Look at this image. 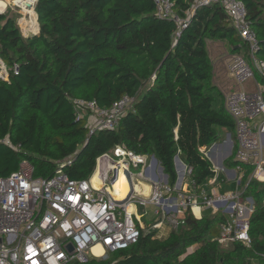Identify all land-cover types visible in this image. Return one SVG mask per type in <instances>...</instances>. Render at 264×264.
Wrapping results in <instances>:
<instances>
[{"label":"trees","instance_id":"obj_1","mask_svg":"<svg viewBox=\"0 0 264 264\" xmlns=\"http://www.w3.org/2000/svg\"><path fill=\"white\" fill-rule=\"evenodd\" d=\"M243 1L264 60V0ZM174 2L181 17L191 13L178 37L176 21L158 16L154 0H37L29 36L20 18L0 13V55L20 65L9 82L0 80V175L26 159L34 176L50 177L71 157L65 171L87 177L97 157L118 145L155 155L171 184L177 154L193 167L197 187L215 175L205 151L228 133L235 139V120L213 80L207 40L229 41L233 54L247 45L220 3ZM124 95L135 99L119 125L89 136L79 100L109 107ZM251 170L242 179L244 196L255 202L250 246L218 242L224 214L197 217L188 209L166 236L141 228L136 243L87 264H264V182L250 179Z\"/></svg>","mask_w":264,"mask_h":264},{"label":"built area","instance_id":"obj_2","mask_svg":"<svg viewBox=\"0 0 264 264\" xmlns=\"http://www.w3.org/2000/svg\"><path fill=\"white\" fill-rule=\"evenodd\" d=\"M154 1L158 16L176 21L178 37L191 13L181 17L174 0ZM213 2L224 7L247 45L246 51L232 54L230 75L237 85L253 83L251 88L224 93V105L235 120L231 149L236 165L230 168L214 162L215 175L197 187L193 167L184 163L179 154L175 184L169 183L151 156L122 145L99 155L93 173L82 178L65 171L73 161L71 157L60 161L50 177L34 176L33 165L24 159L17 170L0 175V264H87L106 259L109 253L139 240L145 212L139 213L138 206L148 203L155 206L157 216L150 231L167 226L178 229L185 222V211L190 209L198 217L203 215L204 207H210L208 214L225 215L219 243L226 246L240 241L251 245L250 219L255 202L244 196L242 179L246 168L251 167L249 178L264 182V60L258 56V35L247 19L244 1L197 0L196 5ZM35 3L36 0L19 7L10 2L0 13L13 5L24 14L27 8L34 9ZM19 68L18 62L9 64L0 55V80L9 82ZM134 99L124 95L109 107L98 105L96 100H79L93 118L88 135L98 129L116 128ZM212 146L205 154L209 149L211 152ZM209 156L212 158L211 153ZM120 172L128 181V191L122 197L116 194L114 183ZM230 172L234 173L233 179ZM94 177L99 185L94 184ZM232 180L237 182L236 189L217 190ZM144 184L150 186L148 193L144 192ZM261 201L264 205V195ZM96 246H100L98 251Z\"/></svg>","mask_w":264,"mask_h":264},{"label":"rangeland","instance_id":"obj_3","mask_svg":"<svg viewBox=\"0 0 264 264\" xmlns=\"http://www.w3.org/2000/svg\"><path fill=\"white\" fill-rule=\"evenodd\" d=\"M10 2H11V0H10ZM8 3L9 2L6 3V6L8 5ZM13 5H12V7L9 6L7 9H5V11L3 13H5L8 16L17 17V19L20 18L18 20V24H19L21 32L24 36H29L32 33H34L37 29V19H36L35 9H33V8L32 9H26L24 11V14H23V13L19 12V8L15 7ZM0 9H1V6H0ZM26 18H29L31 21L28 28H25L23 25V22ZM30 29H32V30L30 31ZM207 48H208L210 56L213 59V64H214L215 76H214L213 80L216 84H219V87L221 89H223V92L224 91L227 92L229 90L243 89V88H246L249 85H251V83H248V84L243 85V86L237 85V83L231 77L228 64H229L230 58H231L233 53L230 50L231 49V43L229 41L208 39L207 40ZM78 111L80 113H83L82 110H80V108H78ZM84 116H85V119H84L85 124L90 125L93 122V118L91 117V115L88 112L86 113V115L84 113ZM231 138H232V136H231ZM209 153H210V149L207 151L206 156L209 158L211 163L215 166L214 161H212L210 156H209ZM222 165L225 166V162H223ZM158 167H159V165H158ZM133 169L136 170V168H133ZM229 187L231 189H236L237 182L232 180ZM219 190H221V189L219 188ZM154 208H155V206L152 203H148L147 205L138 206L139 213L145 212V216L142 217V225L145 228V230H147V231H150L151 228H149V227L155 221V219L157 217L154 213ZM210 211H211L210 207H204L202 210V214L206 215ZM157 231H158L157 232L158 236H160V237H164L166 234L165 229H158ZM192 247H195V245L193 244L189 248H192ZM254 264H259V263L255 262Z\"/></svg>","mask_w":264,"mask_h":264},{"label":"crops","instance_id":"obj_4","mask_svg":"<svg viewBox=\"0 0 264 264\" xmlns=\"http://www.w3.org/2000/svg\"><path fill=\"white\" fill-rule=\"evenodd\" d=\"M214 76H215V71H214ZM218 86H219V84H217ZM253 86V83H251V85H249L248 87H252ZM222 91H223V89H222ZM225 92V91H224ZM231 134V133H230ZM227 136H228V134H227ZM232 144H230L229 142H228V140H227V137L223 140V141H220V142H216L213 146H212V150H211V156H212V158H211V160L212 161H214V162H216L217 164H219V165H221V164H223V162H225V166H227V167H230V168H233L234 166H228V165H226V161H227V159L230 157V156H233V153H232ZM152 157V156H151ZM177 170V169H176ZM164 171V170H163ZM166 174V173H165ZM168 175V174H167ZM230 175H231V177H232V179H233V175H234V173L233 172H230ZM233 181H235V180H233ZM232 181H230V182H225L224 184H223V186H221V187H218L217 188V190L218 191H225V190H229V189H231L229 186H230V183H231ZM219 188L221 189V190H219ZM197 214H199V212L197 213ZM202 216V215H201ZM201 216H198V217H201ZM163 229H165L166 230V234H165V236L172 230V229H170V227H163ZM158 229H156V231H157ZM158 232V231H157ZM157 235H158V233H157ZM193 248L194 247H192V248H188V251H193Z\"/></svg>","mask_w":264,"mask_h":264},{"label":"bare ground","instance_id":"obj_5","mask_svg":"<svg viewBox=\"0 0 264 264\" xmlns=\"http://www.w3.org/2000/svg\"><path fill=\"white\" fill-rule=\"evenodd\" d=\"M9 2L10 3V0H0V6L1 8H5L6 7V3ZM11 2L14 4V5H17L19 7H24L26 5V3H31V2H34V0H11ZM8 3V4H9ZM3 5V6H2ZM27 9H32V8H27ZM31 21L29 18H26L23 22V25L25 28H28L29 25H30ZM32 29H30L31 31ZM114 183H115V191H116V194L119 196V197H122L123 195H125V193H127L128 191V181L125 177V175L123 173H118L116 175V178L114 179ZM94 184L95 185H99L100 182H98V179L97 177H94ZM137 187L139 188V185H137ZM150 190V186L148 184H144V192L145 193H148ZM196 209V213H198V209L197 207H195ZM99 247L100 246H96L95 247V250L98 251L99 250Z\"/></svg>","mask_w":264,"mask_h":264},{"label":"water","instance_id":"obj_6","mask_svg":"<svg viewBox=\"0 0 264 264\" xmlns=\"http://www.w3.org/2000/svg\"><path fill=\"white\" fill-rule=\"evenodd\" d=\"M37 1V0H36ZM26 5H30L29 3H26ZM227 140H228V142L230 143V144H232V138H231V134L230 133H228V136H227ZM152 158H153V162L155 163V164H158V165H160V168H161V170H163V167H162V165L159 163V161H158V159L156 158V156L155 155H152ZM176 161H178V162H180V159H179V156L177 155V156H175V164H176ZM177 168V167H176ZM166 175V179L168 178V175L167 174H165ZM72 248V247H71Z\"/></svg>","mask_w":264,"mask_h":264},{"label":"clouds","instance_id":"obj_7","mask_svg":"<svg viewBox=\"0 0 264 264\" xmlns=\"http://www.w3.org/2000/svg\"><path fill=\"white\" fill-rule=\"evenodd\" d=\"M35 9V8H34ZM175 166H176V164H175ZM143 229H145V228H143ZM156 231V230H155ZM157 232V231H156Z\"/></svg>","mask_w":264,"mask_h":264}]
</instances>
